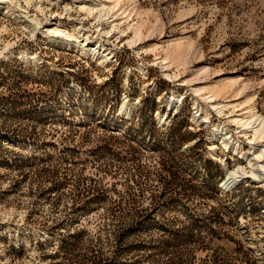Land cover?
Instances as JSON below:
<instances>
[{"label":"rangeland","instance_id":"374dc122","mask_svg":"<svg viewBox=\"0 0 264 264\" xmlns=\"http://www.w3.org/2000/svg\"><path fill=\"white\" fill-rule=\"evenodd\" d=\"M75 1L25 8L81 24L104 64L0 12V264H264V180L220 187L233 167L250 177L231 154L248 140L192 93L233 78L221 100L264 116V0L121 4L143 23L133 48ZM177 49L170 80L155 59ZM218 123L230 150L209 149Z\"/></svg>","mask_w":264,"mask_h":264},{"label":"bare ground","instance_id":"6f19581e","mask_svg":"<svg viewBox=\"0 0 264 264\" xmlns=\"http://www.w3.org/2000/svg\"><path fill=\"white\" fill-rule=\"evenodd\" d=\"M75 2H79L78 5L80 11L89 16H94V20H96V22L101 26V35L109 37L112 32L114 33L117 31L118 35L126 37L125 43L130 48H133L142 40L144 36L143 23L131 20L132 13L135 12L134 8H131L132 10L130 12L121 11V4L125 3V5L130 6L131 4H134V0H77ZM6 4V9L1 7ZM23 4L25 6H23ZM30 4V0H0V12H3L6 16L17 14V18L22 19L28 28H31L30 32L33 36H35L36 32L40 31L44 37L50 39L51 43L58 45L59 47L67 50L77 48L78 52H80V54L85 58L91 56L92 58H99L98 61L100 64H104L109 61L111 52L104 49V46L98 42L93 44L89 34L83 30L81 24L78 28L73 26V31L71 33L64 29V26L59 19L54 21V24L45 26V23H42V20L38 17V15L34 13L30 15V12L27 8H25L26 6L29 7ZM60 4L61 3L57 1L52 6L58 7ZM9 6H11V8ZM64 6L66 17L70 19L69 11L72 9L67 5ZM37 9L42 15H44L43 13L45 8H42V6L39 5ZM7 49L8 48L4 51ZM153 50L154 46H150L145 50V53L150 54ZM175 51V54H172L173 56L171 58L166 55L163 58L155 59L156 64L157 62L160 64V67L164 72V76L170 80L177 79L178 75L173 72V69H178L180 66V57L183 56H180V51L178 49ZM2 53L3 52H0V55ZM224 80H227V84L223 83L221 84V87L196 86L192 89V93L197 100L204 102L217 114L218 117H225L226 123L234 126L238 131V134L245 137L250 145L249 150L244 153H241L236 149H233L231 152L233 156L244 160L247 164L245 169L249 170L250 177L247 176L248 172H245L243 167H233L232 170H226L225 178L220 183V187L222 189H224V186H235L242 181L244 182V179L246 178L252 179L253 181H258L259 179L264 180V116L258 114V112L250 106L244 107L242 104H236L238 105L236 107H242L240 110H236V107L232 105L230 101H222L221 96L225 93L227 94V89L238 86V81L236 79L231 78ZM234 92H236V95L238 96L241 94L242 90ZM247 102L248 100H246L243 104L248 105L250 100L248 103ZM132 104L135 106L134 102ZM195 115L197 118L205 115L202 121L203 123L208 121V114L206 111H197ZM195 118L193 120H195ZM213 132L214 133L209 137L212 142V144L210 143V151L215 148V143H219L225 150H230L228 145L234 143L230 133L227 129H225V123L214 124Z\"/></svg>","mask_w":264,"mask_h":264}]
</instances>
